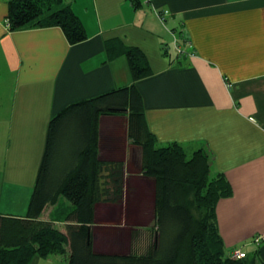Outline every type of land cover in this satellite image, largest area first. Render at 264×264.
I'll list each match as a JSON object with an SVG mask.
<instances>
[{
  "label": "crops",
  "instance_id": "crops-1",
  "mask_svg": "<svg viewBox=\"0 0 264 264\" xmlns=\"http://www.w3.org/2000/svg\"><path fill=\"white\" fill-rule=\"evenodd\" d=\"M140 1L136 8L131 0H68L88 36L70 45L57 26L10 31L9 0H0V212L27 215L56 113L132 85L127 58L107 55V41L119 38L143 50L154 72L137 88L156 147L207 152L212 176L223 173L233 189L216 208L226 249L257 251L264 264V0ZM181 32L194 55L173 56L164 43ZM128 129L127 115L100 120V158L126 165L122 202L96 206L101 254L141 255L152 244L144 233L154 232L155 180L143 174V148ZM70 205L61 198L41 219H63L59 211ZM122 220L127 231L118 229ZM54 256L31 264H59Z\"/></svg>",
  "mask_w": 264,
  "mask_h": 264
},
{
  "label": "trees",
  "instance_id": "trees-1",
  "mask_svg": "<svg viewBox=\"0 0 264 264\" xmlns=\"http://www.w3.org/2000/svg\"><path fill=\"white\" fill-rule=\"evenodd\" d=\"M67 1L9 0V30L57 26L70 45L82 43L86 29ZM131 1L136 8L141 4ZM106 51L109 60L127 58L133 83L70 104L51 118L27 215L0 212V264L65 254L68 264H262L257 251L233 259L225 247L216 208L233 189L223 173L212 176L207 152L190 157L178 143L156 147L137 88L154 73L147 55L119 38L108 40ZM118 115L128 116L129 137L143 148V174L155 180V237L141 255L101 254L93 244L96 206L119 204L125 194V162L99 156L100 120ZM61 198L71 204L59 211L64 218L42 220Z\"/></svg>",
  "mask_w": 264,
  "mask_h": 264
},
{
  "label": "rangeland",
  "instance_id": "rangeland-1",
  "mask_svg": "<svg viewBox=\"0 0 264 264\" xmlns=\"http://www.w3.org/2000/svg\"><path fill=\"white\" fill-rule=\"evenodd\" d=\"M178 36H179V33L177 34ZM174 39H175V34L173 33V36L172 35H168L167 34V39H166V41H164V43L167 45V43H168V47L170 48V53H171V55L173 54V56H175L176 55V49H175V45H174ZM170 57V56H169ZM34 191V190H33ZM33 194V193H32ZM6 209H8V210H10L8 207L6 208ZM13 210V212L14 213H17V214H20L22 211H21V209L20 208H16V209H12ZM11 212V211H10ZM27 213V212H26ZM150 220V219H149ZM117 223V222H116ZM145 223H149L148 221L147 222H145ZM151 224V230H152V228L154 229V232H146V234L144 233V235H145V237L147 238V239H149L151 242H153V240H154V237H155V224L154 223H150ZM119 226H121V227H123V228H118V229H122V230H126L127 231V229H128V227L129 226H131V225H126L125 223H124V221L122 220V222L120 223V224H118ZM125 225H126V227H125ZM59 226V225H58ZM113 229V228H112ZM120 250H122V251H124V252H126L127 251V248L125 247V244L123 245V248H121ZM54 257H59V259L61 260V262H59V264H68V261L66 260V258H65V256L64 255H59V256H54ZM59 260V261H60Z\"/></svg>",
  "mask_w": 264,
  "mask_h": 264
},
{
  "label": "built area",
  "instance_id": "built-area-1",
  "mask_svg": "<svg viewBox=\"0 0 264 264\" xmlns=\"http://www.w3.org/2000/svg\"><path fill=\"white\" fill-rule=\"evenodd\" d=\"M162 20L165 21V17L162 16ZM6 27L9 29L10 28V25H9V22L8 20L6 21ZM183 38V39H182ZM184 42L185 43V46L183 47L182 43ZM175 46H176V51H177V54L179 56H182V55H194V53L191 52V50L189 51V48H191V43L187 41V39H185L184 36L182 37H176L175 38ZM247 252H245L243 249L241 248H236L234 249L232 252H230V256L233 258V259H241V258H245L247 256Z\"/></svg>",
  "mask_w": 264,
  "mask_h": 264
}]
</instances>
